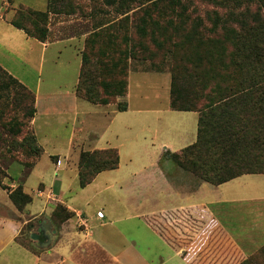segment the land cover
<instances>
[{
  "label": "rangeland",
  "instance_id": "1",
  "mask_svg": "<svg viewBox=\"0 0 264 264\" xmlns=\"http://www.w3.org/2000/svg\"><path fill=\"white\" fill-rule=\"evenodd\" d=\"M2 1L0 0V5H2ZM11 1L15 14L22 9H32L40 12L49 10L50 0ZM180 1L183 6H186V10L174 6L172 0H57L55 7H50V13L45 25L49 32L47 38L56 40L76 36L80 39V44L77 48L82 56V61L84 54L88 53L90 54V62L93 67L97 65V62L106 63L107 69L112 68L113 63L120 65L118 70H114L116 73L98 77L99 82L115 84L119 81L127 80L130 75L131 64L135 61L166 63L173 68V56L170 54V50H174L175 44H178L180 46L178 53L186 52L188 46H182V43L185 40V36L191 35L195 29L215 39V43L211 46H215L216 51H221L223 48L230 51L234 50L233 43L228 41V33L224 31V24L219 22L212 29L213 23L210 22L211 19L228 20L232 18L230 16L233 14L247 13L251 18L261 14L264 20V12L262 11L260 0ZM156 2H158V5L154 6ZM6 10L3 13L4 15H12V12H6ZM198 20L204 23V29L197 27ZM41 25L44 26V23H41ZM141 26L146 29L145 33L140 32L139 28ZM179 26L181 35L175 32V29L179 28ZM63 47H51L48 50L45 55L44 68L41 72L38 69L39 52L36 49L27 48L26 51L21 52L13 50L11 53L1 46L0 49L6 56H10L5 63L10 65L17 75L25 78L26 86L31 91H36V85L39 82L42 83L40 85L45 92V90H51L53 87L48 84L52 71L58 69L64 75L70 72L68 78L71 79V71L74 72L77 69L78 60L76 58L78 56L74 49L64 51L59 60V63L62 64L56 67L54 61L58 55L57 52ZM132 48L136 50L139 59L127 60L124 57V51ZM67 49L69 50V47ZM150 56L154 57L150 58ZM141 59H153L155 61H144ZM125 63L129 64V71H127ZM67 80L64 84H67L68 87L66 85L62 92L71 89V80L70 82ZM170 84V77L162 74L132 76L130 79V100L128 102L131 104V110L126 114L118 115L111 128H119L120 123L124 125V122L132 123L131 129L139 134L143 126L147 127V129H152V131L162 128L164 129L162 137L169 138V143L174 152H179L195 143L199 116L197 113H167L170 108ZM101 94V97H107L105 93ZM145 95H150V99H147ZM107 98L112 102L113 107H111L115 109H119L118 106L126 101V99H121L117 96H108ZM58 102H56L57 105ZM82 104L88 106L92 111L106 110L109 113L112 112V109H104V107L96 106L86 101ZM139 107H149L158 110L160 115L157 117H160L162 121L156 122L145 114L138 113ZM182 116L185 118H182ZM59 118L65 122L64 125H53L57 119L55 115L42 118V122L48 121L51 126L45 129L46 134L49 135L46 142H44V137L40 138L45 149L40 161V169L37 171V175L31 177L26 185L27 192L34 195V202L31 208L37 209L45 206L46 199H39L36 195L42 183V180L38 177L42 176V178H45L46 186L50 185V181L47 180L48 170L52 173L54 168L52 157L57 156L62 162L59 168L61 170L59 176L64 180L61 200L86 213V217L89 218L91 232L99 235L100 231L104 229L100 228L101 224L113 222L112 227H109V225L105 229V231H110H107V233L103 231L104 235L110 236V232L118 228L121 231L120 237L129 239V242L133 238L146 240L147 238L145 237L148 235L154 237L144 221H142L143 219L135 216L150 211L155 200H159L162 203L167 202L168 204L172 200V197L165 195V191H168L169 188L166 186L165 177L163 175H161L162 177L160 176L162 170L158 165L156 167L152 165L164 153L160 140L151 141L150 144L142 138L139 139V144L134 140H128L123 149L122 162L119 169L103 173L93 184L82 189L78 181L79 156L70 151L73 116L69 111L65 110L64 115ZM86 119L89 120V123H92V121L96 120V117L93 114L91 118ZM82 121L83 116L80 117L77 129H80ZM102 121L103 124H106V117H103ZM98 126L101 128L100 125ZM52 127L54 128L52 129ZM28 128L25 127L24 129L26 133L29 132ZM165 130H169L171 134L166 133ZM89 131L94 132V127ZM2 132L3 130L0 127L1 138H5V140H2L4 143L0 142V165L7 168L12 159L6 154V145H9L13 138L5 137ZM107 139L111 145L108 147H113L111 132ZM140 140H143L144 143L140 142ZM77 143L75 142V144ZM164 157L171 159L170 166L173 164L172 167L167 169V177L171 178L169 181L174 188L180 187L179 189L182 192L186 186L188 190L190 185L195 189L196 185L202 182L194 175L180 168L168 152H165ZM151 166L153 168L142 174L143 168H150ZM11 167V174L17 178L18 183L20 166L12 164ZM250 178L251 181H263V176L261 175L251 176ZM203 183L207 188H212V185ZM3 195L4 192L0 189V199ZM209 199L211 198L209 197ZM48 208L51 209L52 206L48 205ZM98 211L104 213V219L98 217ZM251 219L249 218V221ZM55 221L58 222L57 219ZM75 222L76 220L72 224H75ZM75 233L72 237L74 241H78V237L85 239V234L78 230L77 227ZM25 236L23 243L33 248L29 225L26 228ZM112 249V253L115 254L114 248ZM105 262L113 264V262L108 260ZM255 262L264 264V254L258 255ZM255 262L253 261V264Z\"/></svg>",
  "mask_w": 264,
  "mask_h": 264
},
{
  "label": "crops",
  "instance_id": "2",
  "mask_svg": "<svg viewBox=\"0 0 264 264\" xmlns=\"http://www.w3.org/2000/svg\"><path fill=\"white\" fill-rule=\"evenodd\" d=\"M1 4L0 46L3 49L9 53L13 50L21 52L26 51L27 48L36 49L39 52L38 69L40 72L44 68L45 55L51 47L64 46L57 52L58 55L54 61L56 67L62 64L59 63V60L63 52L71 51L70 49L77 52L78 57L76 59L78 61L77 69L74 72L71 71V79L68 78L70 72L64 75L56 69L50 73L48 84L53 86L51 90L48 89L44 92L40 85L42 83L37 82L36 91H33L36 95L37 113L31 122V128L37 137L38 146L43 152L40 158L33 159L34 166L31 168L25 167L24 163L29 159L23 155L18 161L11 162L7 169L9 178L4 182L9 189L5 190L0 186V189L4 192L0 199V264H107L105 262L107 260L113 262V264H240L244 259L252 257L264 248V175H261L263 181L259 182L256 180L251 181L250 178L259 175H245L221 186H212V188H207L201 182L196 185L195 189L190 185L189 190L186 186L181 192L180 187L174 188L169 181L171 178L167 177V169L172 167L173 164L170 166L172 161L169 157L165 158L164 154L165 152H175L172 151L169 138L162 137L164 129L152 131V129L143 126L139 134L131 129L132 123L129 122H124V125L120 123L119 128H111L118 115L126 114L131 110V104L128 102L130 100V79L132 76L162 74L170 77L171 82L172 68L169 64L133 62L129 75V93L125 98L127 111L112 108V104L107 106L96 105L104 107V109H112L111 113L106 110L92 111L88 106L82 104L86 100L80 98L77 94V85L83 64L82 56L77 48L80 39L72 36L56 40L47 38L46 41L42 42L31 38L23 30L12 25L11 20L15 15L12 1L3 0ZM5 10L6 12H12V15H4ZM8 58L10 56H6L0 49V66L26 86L25 78L17 75L10 65L5 63ZM66 80L69 82L71 80V89L62 92L67 85L64 84ZM145 96L150 99V95ZM55 101L61 103L58 102L57 105ZM169 107L167 113H177V111L171 109L170 104ZM65 110L73 116L70 151L77 154L79 158L82 152L115 148L119 150L121 163L123 149L128 140H134L138 144L140 138L148 144L151 141L160 140L164 153L152 165L153 167L158 165L162 170L160 176L165 177L166 186L169 188L168 191H165V195L172 197V200L169 204L155 200L150 211L135 216L143 219L142 221L154 237L148 235L145 237L146 240L133 238L129 242V239L120 237L121 231L118 228L112 230L110 236L104 235L103 231L109 225V227H112L113 222L101 224L100 228L104 229L100 231L99 235L91 232L89 218L86 217V213L61 200L64 180L59 176V172H61L59 168L62 162L55 155V157H52L53 171L50 173L48 170L47 175L50 185L46 186L45 178L38 177L42 180V183L36 195L39 199H46V204L43 208H31L34 195L27 192L26 185L31 177L37 175V171L40 169V161L45 153L40 138L44 137V142H46L49 135L46 134L45 129L51 126L48 121L42 122V118L55 115L57 119L53 125H64L65 122L59 117L64 115ZM137 112L145 114L156 122L162 121L160 117H157L160 115L158 110L139 107ZM93 114L96 120L89 123L86 118H91ZM81 116H83V121L80 124V129H77ZM99 116L101 117L99 118ZM103 117L107 119L106 124H103ZM178 118L180 117L178 116ZM182 118L185 117L182 116ZM92 127L95 129L94 132L89 131ZM110 132L113 147H108L111 146L107 139ZM165 132L171 134L169 130H165ZM143 140H140V142L144 143ZM75 142L78 143L75 144ZM59 162L60 165H58ZM12 164L20 166L18 183L17 178L11 174ZM153 167L143 168L142 174ZM103 173L99 174L95 181ZM19 186H22L24 192L33 198V202L27 205L24 211H19L10 199V193ZM60 204L74 212L76 214L75 218L62 224L56 222L54 211ZM48 205H51L52 208L49 209ZM100 213L103 214L102 218L99 216ZM98 217L104 219V213L98 211ZM249 218L252 219L249 221ZM74 220L76 222L72 224ZM28 225L30 226V238L32 234L39 233L42 229L47 232L49 238L41 236L40 241L31 239L33 248L28 247L23 243ZM76 227L85 234L86 240L83 237H78V241H74L72 237L76 234ZM107 231L104 233H107ZM112 248H114L115 254L112 253Z\"/></svg>",
  "mask_w": 264,
  "mask_h": 264
},
{
  "label": "trees",
  "instance_id": "3",
  "mask_svg": "<svg viewBox=\"0 0 264 264\" xmlns=\"http://www.w3.org/2000/svg\"><path fill=\"white\" fill-rule=\"evenodd\" d=\"M56 2L50 0L47 12L22 9L14 15L11 23L29 37L44 42L49 33L45 25L50 7H55ZM172 3L186 10L180 0H172ZM260 3L264 12V0ZM157 5L158 2L154 3ZM230 17L228 20L215 18L210 22L213 23L212 29L219 22L224 24L234 50L223 48L216 51L215 46H211L215 39L196 29L185 36L182 46H188L186 52L178 53V44L170 50L173 56L171 109L198 113L199 119L196 142L179 152L168 153L180 168L212 186H221L245 175H264V20L261 14L252 18L247 13ZM197 27L204 29V23L198 20ZM139 30L141 33L146 31L143 26ZM175 32L180 34V26ZM89 55L83 56L78 96L103 106L112 103L108 96L125 99L129 93V77L115 84L98 81L101 75L116 73L114 70L120 65L113 63L112 68L107 69L106 63L97 62L93 67ZM123 55L127 60L139 59L134 48L126 49ZM125 67L129 71V64L125 63ZM101 93L107 97H101ZM118 107L119 111L128 108L126 101ZM36 113L35 93L0 66V127L2 135L13 138L6 145V154L11 157V162L18 161L21 155L26 157L29 159L24 163L27 168L33 167V159L40 158L43 152L31 128ZM25 127H29L28 133ZM0 140L4 143L1 134ZM119 166L118 149L82 152L78 162L81 188L92 184L99 174L116 170ZM7 169L0 165V186L5 190L9 189L4 183L9 178ZM10 199L19 211H24L33 202L22 186L10 193ZM75 216L62 204L54 211L55 219L61 224ZM261 254H264V248L240 264H253Z\"/></svg>",
  "mask_w": 264,
  "mask_h": 264
},
{
  "label": "water",
  "instance_id": "4",
  "mask_svg": "<svg viewBox=\"0 0 264 264\" xmlns=\"http://www.w3.org/2000/svg\"><path fill=\"white\" fill-rule=\"evenodd\" d=\"M41 236H43L45 238H49V235L47 234V232L42 229L41 231H39V233L32 234L31 239H33L35 241H40Z\"/></svg>",
  "mask_w": 264,
  "mask_h": 264
},
{
  "label": "built area",
  "instance_id": "5",
  "mask_svg": "<svg viewBox=\"0 0 264 264\" xmlns=\"http://www.w3.org/2000/svg\"><path fill=\"white\" fill-rule=\"evenodd\" d=\"M58 165H60V162L58 163ZM99 216L102 218L103 217V214L100 213Z\"/></svg>",
  "mask_w": 264,
  "mask_h": 264
}]
</instances>
